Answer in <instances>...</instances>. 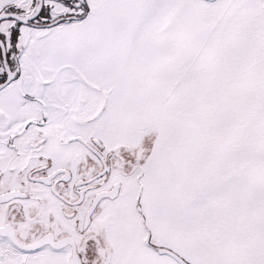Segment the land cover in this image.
Masks as SVG:
<instances>
[{
	"label": "snow or ice",
	"instance_id": "snow-or-ice-1",
	"mask_svg": "<svg viewBox=\"0 0 264 264\" xmlns=\"http://www.w3.org/2000/svg\"><path fill=\"white\" fill-rule=\"evenodd\" d=\"M0 264H264V0H0Z\"/></svg>",
	"mask_w": 264,
	"mask_h": 264
}]
</instances>
